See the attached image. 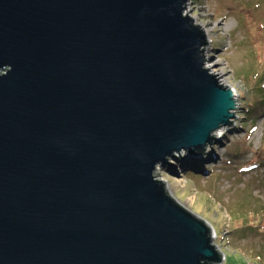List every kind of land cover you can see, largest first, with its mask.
Segmentation results:
<instances>
[{"label": "water", "instance_id": "water-1", "mask_svg": "<svg viewBox=\"0 0 264 264\" xmlns=\"http://www.w3.org/2000/svg\"><path fill=\"white\" fill-rule=\"evenodd\" d=\"M185 1L0 0V264H221L153 176L236 118Z\"/></svg>", "mask_w": 264, "mask_h": 264}, {"label": "rangeland", "instance_id": "rangeland-1", "mask_svg": "<svg viewBox=\"0 0 264 264\" xmlns=\"http://www.w3.org/2000/svg\"><path fill=\"white\" fill-rule=\"evenodd\" d=\"M190 1L189 14L216 26L205 60L217 61L226 84L237 89L236 118L225 137L204 147L212 157L203 152L187 164L175 153L153 176L211 225L221 264H264V0ZM199 158L205 160L198 166Z\"/></svg>", "mask_w": 264, "mask_h": 264}, {"label": "bare ground", "instance_id": "bare-ground-1", "mask_svg": "<svg viewBox=\"0 0 264 264\" xmlns=\"http://www.w3.org/2000/svg\"><path fill=\"white\" fill-rule=\"evenodd\" d=\"M190 1V0H189ZM188 0H186L184 3H185V8H183V11H182V13H183V15H185L186 14V12H187V15H189V17H192L193 18V24L194 25H199L200 26V30L201 29H203V31L205 32V35H206V38H207V40H208V38L211 40V35H210V33L211 32H213L215 29V27L214 26H206L205 25V23L204 22H202V21H198L197 20V18L196 17H194L192 14H189L190 13V11H191V9H192V7H191V4H193V1H190L189 2ZM184 6V5H183ZM221 28H222V26H221ZM206 45L207 44H205V48H204V50H203V55H204V57H205V59H206V56H209V49H208V47H206ZM201 48H203V46L201 47ZM218 64V62L217 61H215V60H210V61H206V60H204L203 61V67L204 68H209L208 70H207V72L209 73V74H217L218 73V75H216L214 78H217V77H219V76H221V77H219L218 79H217V81H219L218 83L219 84H222V86H225V84H226V80L223 78V73H224V71H223V69L221 68V67H218V66H216ZM227 85V88H232L236 93H237V89L234 87V86H232V85H229V84H226ZM235 97L236 96H233V100H235L236 101V99H235ZM235 101H234V107H236V103H235ZM236 109V108H235ZM235 109H232L230 112L232 113H234V110ZM233 118V117H232ZM232 118L230 119V121H232ZM227 126V124L225 125V126H221V127H219V128H217L214 132H212V134L213 135H215V137L217 138V137H225L226 136V134H227V132H225L224 130H225V127ZM211 134V135H212ZM205 150V149H204ZM181 154V153H180ZM204 154L206 155L205 156V158H210V157H212L213 156V153L212 152H210V151H206V152H204ZM204 158V157H203ZM203 158H199L198 159V162H197V165L199 166V164H200V161L203 159ZM203 160H205V159H203ZM182 161L184 162V163H187V164H193V162H195L194 161V159H192V158H186V159H182ZM170 166V165H169ZM156 170V169H155ZM161 180H163V179H161Z\"/></svg>", "mask_w": 264, "mask_h": 264}, {"label": "trees", "instance_id": "trees-1", "mask_svg": "<svg viewBox=\"0 0 264 264\" xmlns=\"http://www.w3.org/2000/svg\"><path fill=\"white\" fill-rule=\"evenodd\" d=\"M257 166H258V165H257ZM253 198H254V197H253ZM254 200L257 201L258 199H257V198H254ZM261 204H262V202H261ZM261 204H260V205H261ZM260 205H259V206H260ZM262 205L264 206V204H262ZM233 217H234V216H233ZM234 218H236V216H235ZM254 227H256V226L254 225Z\"/></svg>", "mask_w": 264, "mask_h": 264}, {"label": "built area", "instance_id": "built-area-1", "mask_svg": "<svg viewBox=\"0 0 264 264\" xmlns=\"http://www.w3.org/2000/svg\"><path fill=\"white\" fill-rule=\"evenodd\" d=\"M216 249V248H215Z\"/></svg>", "mask_w": 264, "mask_h": 264}]
</instances>
